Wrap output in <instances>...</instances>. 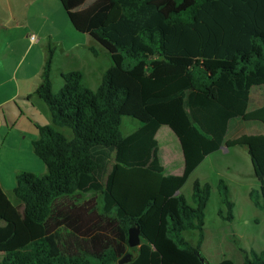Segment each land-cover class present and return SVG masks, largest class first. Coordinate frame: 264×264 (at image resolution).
<instances>
[{"label": "trees", "instance_id": "16d2710c", "mask_svg": "<svg viewBox=\"0 0 264 264\" xmlns=\"http://www.w3.org/2000/svg\"><path fill=\"white\" fill-rule=\"evenodd\" d=\"M84 1L59 0L73 28L105 48L112 65L95 90L80 70L62 73L54 89L47 46L33 93L51 123L38 125L32 141L46 171L16 172L17 204L0 185V264H117L131 252L125 264H204L211 185L195 180L192 204L179 191L209 154L246 147L259 182L248 195L264 212V0ZM123 116L140 124L123 134ZM161 126L179 142V175L164 174L159 161ZM217 191V214L232 221L222 178ZM133 225L141 243L129 248ZM185 231L197 233L194 242ZM239 250L241 264H264V248Z\"/></svg>", "mask_w": 264, "mask_h": 264}, {"label": "rangeland", "instance_id": "374dc122", "mask_svg": "<svg viewBox=\"0 0 264 264\" xmlns=\"http://www.w3.org/2000/svg\"><path fill=\"white\" fill-rule=\"evenodd\" d=\"M94 0H85L82 4L87 6ZM62 16L54 14L60 23V37L59 44L54 51V66L51 72L52 85L54 89H57L61 83L60 70L66 71L69 68H79L83 73V84L91 89L95 90L102 78L103 73L112 65V61L108 51L99 45L94 40H90L93 43L97 51V55H93L91 51L85 49V45L89 42V36L86 33L76 31L71 25L66 12L64 11L61 3ZM55 12V11H54ZM62 19V20H61ZM63 19H66L67 26L63 29ZM65 48L72 47L71 53L63 55L59 51V47ZM75 54L76 59L73 60ZM30 56L26 58L17 73V78H20V73L25 69ZM73 62V63H72ZM14 61L11 59H5L3 65L5 71H0L1 78L9 76ZM13 74V71H12ZM16 86L14 79L11 82L5 83L0 88V99L4 98L11 89ZM7 92L3 94V92ZM29 96H33L30 101H22L20 99L15 100L16 105L22 110L23 114H19L18 120L19 126L24 127L27 132H30L28 123L25 119H30L32 126L35 128V132L38 131V125L48 124L46 116L43 110L39 107L40 101L46 107L42 100H39L34 93H30ZM38 99V100H37ZM15 102L10 104H4L3 110H9L15 107ZM18 108V109H19ZM17 109V110H18ZM19 111V110H18ZM18 113V112H17ZM27 119V120H28ZM17 123V124H18ZM140 122L129 116H123L121 124V132L123 134L130 133L136 128ZM167 129L169 133H165L163 130ZM66 135H70L71 131L67 128H62ZM243 132H247L244 129ZM3 134V133H2ZM1 138L4 141V134ZM37 136V135H36ZM15 143V139H12ZM17 144L22 147L21 152L11 151L13 150L6 140L1 147L0 152V178L1 184L4 188L7 196L14 202L16 199L13 197L12 188L15 184L14 173L17 170H25L37 173H44L46 171L45 164L32 152V139L28 133L24 140H21L16 136ZM159 147V158L163 160V166L170 170H177L182 165V155L176 136L171 132L167 126H161L156 136ZM2 144V143H1ZM31 149V154L27 151ZM166 153V156L164 155ZM164 157L167 159V163L164 162ZM222 178L225 180L229 192L230 199L234 203L233 207V220L225 221L217 214L220 208H223L220 198L217 192L218 180ZM208 182L211 185V193L209 201L205 208L204 217V239L200 247V252L203 258L209 264H216L222 259H230L235 264H241L243 261L242 252L239 248H243L247 251L253 249L260 251L264 248V212L256 208L249 198V191L252 188H258V179L254 176L250 157L245 146H233L227 148H220L217 152L208 155L204 162L193 171L189 176L183 187L180 189V193L186 198V200L192 204L191 193L192 185L195 180ZM183 236L191 242H194L197 238V233L194 231H185ZM133 257V252H131Z\"/></svg>", "mask_w": 264, "mask_h": 264}, {"label": "crops", "instance_id": "0c3cea01", "mask_svg": "<svg viewBox=\"0 0 264 264\" xmlns=\"http://www.w3.org/2000/svg\"><path fill=\"white\" fill-rule=\"evenodd\" d=\"M62 12L63 11L59 4V0H0V71L6 70L4 68L5 66L3 65L5 59H11L14 61L9 76H7L6 78H1L2 80L0 81V88L5 83L11 82L12 79H14L16 83V86H14V88L11 89L9 94L4 96V98L0 99V152H1V147L3 146L6 140H8L9 143H12L10 147H12L13 150L11 151L21 152L22 147H20V145L17 144L16 136L19 137L21 140H24L27 134L29 133L32 141L36 139L38 136V131L35 132V128L32 126V122L30 119L28 118H27L28 120L25 119L29 126L28 129L31 130L30 132H27V130L24 127L19 126L18 120L20 118H18V115L23 114V112L16 105L15 100L20 99L26 102L33 99V96H29V95L30 93L34 92L35 88L40 82V74L42 72L43 64L47 56V46L50 45L51 47L54 48L55 51L57 45L60 43L59 40L61 38L58 36L60 35L61 26L60 23L57 22L58 19L56 18V16H54V14H59V16L60 15L62 16ZM63 23H64L63 29H66L67 26L66 19H63ZM30 35L35 36L34 42H31L29 40ZM89 38H90L89 42H87V44L85 45L86 50H88L89 47L91 46L93 47V43L92 41H90L93 39L90 36ZM71 48L72 47L67 48L65 50L62 44V47H59V51L63 55L65 54L69 55L73 50V49L70 50ZM72 55L74 56L73 60H75L76 59L75 54ZM28 56H30V60L28 61L25 69L20 73V78L18 79L17 73L19 72L21 66L23 65V62L26 60ZM53 66H54V60L52 62V68ZM69 70H80V69L69 68L66 71L60 70V77L62 73H65ZM6 93H7L6 91L3 92V94ZM11 102H15L14 103L15 107L9 110L2 109L4 104H10ZM37 102L40 104L39 107L43 110V113L47 118L46 121L48 122V124H50L51 117L47 106L45 105L46 107H43L44 105L40 103V101ZM158 131L159 129L155 134V138L156 136H158ZM163 131L167 134L169 133L167 129H164ZM2 133L5 135L4 141L1 140V138L3 137ZM12 139H15L14 141L15 143H13ZM157 146H158V142H157ZM221 148H224L225 151L227 150V148L224 146H222ZM159 151L160 150L158 147V151H157L158 158L160 155ZM32 152L31 149L27 151V153L29 154H31ZM164 155L166 156V153H164ZM204 160L199 164V166L204 162ZM164 162L167 163V159L165 157H164ZM160 163L162 165L163 160H161ZM199 166H197V168ZM163 168H164V174L166 175L181 174L183 169V157H182V165L179 167V169L167 170V168L164 166ZM16 172L14 173V177ZM0 185L2 187L1 178H0ZM2 189L5 192L3 187ZM13 203L17 204L16 201H14Z\"/></svg>", "mask_w": 264, "mask_h": 264}, {"label": "water", "instance_id": "95a60500", "mask_svg": "<svg viewBox=\"0 0 264 264\" xmlns=\"http://www.w3.org/2000/svg\"><path fill=\"white\" fill-rule=\"evenodd\" d=\"M140 227L133 225L128 228V237H127V243L129 248L138 247L141 243V237H140ZM132 260V254L126 253L122 258H120L117 261V264H125ZM204 264H209L208 262H205Z\"/></svg>", "mask_w": 264, "mask_h": 264}, {"label": "built area", "instance_id": "2783aa9c", "mask_svg": "<svg viewBox=\"0 0 264 264\" xmlns=\"http://www.w3.org/2000/svg\"><path fill=\"white\" fill-rule=\"evenodd\" d=\"M29 40H30L31 42H34V41H35V36H34V35H30V36H29Z\"/></svg>", "mask_w": 264, "mask_h": 264}]
</instances>
